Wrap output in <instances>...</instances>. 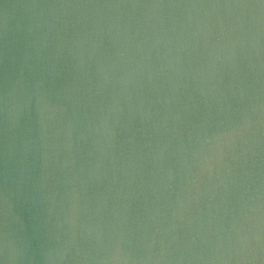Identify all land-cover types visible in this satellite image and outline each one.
Returning a JSON list of instances; mask_svg holds the SVG:
<instances>
[{
    "label": "water",
    "instance_id": "obj_1",
    "mask_svg": "<svg viewBox=\"0 0 264 264\" xmlns=\"http://www.w3.org/2000/svg\"><path fill=\"white\" fill-rule=\"evenodd\" d=\"M0 264H264V0H0Z\"/></svg>",
    "mask_w": 264,
    "mask_h": 264
}]
</instances>
